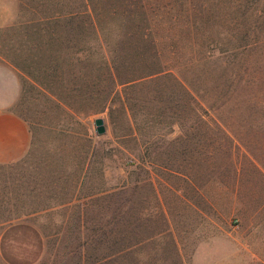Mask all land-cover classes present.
Masks as SVG:
<instances>
[{
	"label": "rangeland",
	"instance_id": "rangeland-1",
	"mask_svg": "<svg viewBox=\"0 0 264 264\" xmlns=\"http://www.w3.org/2000/svg\"><path fill=\"white\" fill-rule=\"evenodd\" d=\"M129 1L150 10L157 28L156 38L164 48L163 60L178 67L187 62L190 52L185 47L186 34H191L186 25L198 19L199 11L202 16L209 11L207 18L212 20L210 23L214 21V38H243L249 25L248 38H254L256 24H261L262 32L258 35L264 38V0ZM0 2L3 5L0 52H3V39L11 35L3 29L18 21L20 4L19 0ZM23 2L30 3L31 0ZM176 8L180 23L169 31L171 17L165 12L161 15L156 12L171 9L170 13H175ZM246 9L245 16L223 19L227 10L243 12ZM25 16L31 15L26 12ZM230 20L241 27L232 31L223 25ZM172 35L179 38L176 55L169 49ZM52 46H43L42 51H38L40 62L47 64L52 49L63 50L61 46ZM63 54L64 51L58 53ZM11 66L23 82L20 72ZM61 68L59 76L62 80L55 84L58 90L55 96L31 86L24 97L21 92L14 109L29 126L31 144L21 160L0 166V221L6 224L5 220L28 214V217L13 220L19 226L29 228L25 230L26 243L38 238L42 242L38 247L28 248L34 253L32 260L36 255L38 258L33 264H264V255L260 256L262 260L255 255L256 251L264 253V250L251 249L242 242L239 205L229 199L233 189L238 187L235 184L238 174H242L243 184L247 179L252 189L255 180H259V171L248 164L256 158L264 166V146L256 148L251 144L264 140V120L226 118L222 121L213 113L209 116L181 115V99L171 97L159 104L169 110L165 115L155 117L151 114L145 118V127L138 139L134 136L121 139L117 133L121 132L118 126L121 129L124 126V117L120 115L118 105L112 117L108 109L89 118H85L84 111L75 115L64 111L60 105L63 102L79 108L80 104H91V100L85 90L76 93L65 90L70 85L82 87V82H68L69 67L63 64ZM184 75L187 76L185 71ZM108 97L107 92L100 93L94 106L102 108ZM154 105L156 103L147 104L149 108ZM100 117L105 120L107 129L103 135L97 133L95 125V120ZM224 126L229 128L230 136ZM87 132L100 148L103 161L96 162L92 168L80 169L76 163L85 157ZM238 142H250V152L241 147L233 150V146H239ZM193 164L199 168L196 172H204L199 180L203 186L200 198H196L194 188L175 173L190 174ZM207 164L215 166L214 176L212 170L206 169ZM62 169L72 181L86 173L82 179V192L101 190L100 194L90 200H87L89 197L82 198L75 205V202L70 203L64 210L47 209L52 204L49 198L61 183L57 178ZM77 170L79 175L75 174ZM207 171L217 185L210 181ZM68 179L61 184L68 186ZM223 187L226 190H222ZM179 188H183L186 198L178 192ZM126 202L127 210H120V205ZM119 211L122 213L116 215ZM123 232L125 238L121 237ZM117 240L121 246L131 242L135 249L129 256L104 260L105 253L116 249ZM9 254L16 257L13 251Z\"/></svg>",
	"mask_w": 264,
	"mask_h": 264
},
{
	"label": "trees",
	"instance_id": "trees-1",
	"mask_svg": "<svg viewBox=\"0 0 264 264\" xmlns=\"http://www.w3.org/2000/svg\"><path fill=\"white\" fill-rule=\"evenodd\" d=\"M19 4L18 21L3 29L11 35L3 39L0 56L20 72L23 97L28 86L51 96L58 94L55 84L62 80L59 71L66 64L68 82L81 81L82 87L70 85L65 90L73 93L85 90L91 104L75 108L63 102L60 105L64 111L69 115L84 111L85 118H89L108 109L112 117L118 105L124 117V126L122 129L118 126L121 132L117 133L121 139L132 136L138 139L145 127V118L151 114L165 115L169 110L159 104L171 97L181 99V115L213 113L222 121L226 118L264 120V38L258 35L262 32L261 24L255 25L254 38H248L250 25L245 28L243 38H214V21L210 23L212 20L207 18L209 11L204 16L199 11L198 19L186 25L191 34H186L185 47L190 52L185 66L178 67L163 60L164 48L156 38V24L145 5L135 6L129 0H31L30 3L19 0ZM170 11L156 12L159 15L165 12L171 17L169 31L180 23L177 8L175 13ZM247 11L227 10L223 19L245 16ZM24 12L31 16L26 18ZM223 25L232 31L241 27L232 20ZM177 41L176 35L170 37L169 49L174 55L179 51ZM50 45L63 47L64 54L58 55L61 50L52 49L44 64L38 51ZM103 92L109 97L98 109L94 106L95 100ZM149 103L156 105L149 108ZM85 140V157L76 163L80 169L92 168L96 162L103 161L100 148L89 132ZM252 143L264 146V140ZM251 144L244 145L250 149ZM60 172L57 182L65 183L69 178L66 170ZM78 173L79 170L75 174ZM83 176L73 181L68 179V186L60 183L49 198L52 204L47 209L64 210L70 203L75 205L82 198L90 200L100 194L101 190L82 192ZM126 204L122 203L120 210L126 211ZM22 216L28 217V214H19L4 223L12 224ZM121 237L125 238L126 234L123 232ZM114 245L116 249L105 253L104 260L129 256L135 249L131 242L121 246L117 240Z\"/></svg>",
	"mask_w": 264,
	"mask_h": 264
},
{
	"label": "crops",
	"instance_id": "crops-1",
	"mask_svg": "<svg viewBox=\"0 0 264 264\" xmlns=\"http://www.w3.org/2000/svg\"><path fill=\"white\" fill-rule=\"evenodd\" d=\"M2 26L3 5L0 2V27ZM20 95L21 82L19 76L11 65L3 63L2 58L0 62V166L21 160L27 154L31 144V132L29 126L25 119L14 109ZM223 129L228 135L230 134V130L226 128V126H224ZM238 143L239 146H233V150L237 147H241L243 150L250 152L251 149L243 145L242 142ZM213 151H215L214 148L211 152L213 153ZM248 165L252 169L259 171L257 173L259 180H255V188L252 189L251 185L247 184V179H245L244 185L242 174L240 173L238 174L236 178L237 182L235 183L238 187L233 189L234 192L229 196V199L239 205L238 213L241 219L240 234L242 242L251 249L264 250V166L254 158ZM191 169L190 174L178 171L175 173L186 180L187 183L192 186V189L194 188L196 191L195 197L200 198L198 196L202 194L201 190L203 189V186L200 185L199 180L203 177L204 172H196L195 170H199L196 164H193ZM206 169L212 170L213 172L215 166L207 164ZM207 175L209 176L210 181L215 185L217 181L212 179L209 171H207ZM212 175L214 176L215 172H213ZM183 188H179L178 192L181 193L183 198H186L187 195H184ZM238 188L239 191H236ZM223 189L226 190V187H223L222 190ZM252 192L253 195H251ZM193 206H196L195 203H193ZM16 223V221H13L12 224H3L2 220L0 221V263L3 261V264H33L38 258H36V255L32 260V255L34 256V253L30 252L28 248H31L32 246L38 247L42 242L38 238L35 241L30 240L26 243L24 237L27 240L28 236L25 230L29 228L19 226V224ZM3 225L6 226L3 227ZM214 227L217 228V226ZM6 250H8V253ZM12 251L16 257H10L9 253ZM255 255L257 259L262 260L260 256H263L264 253L258 250Z\"/></svg>",
	"mask_w": 264,
	"mask_h": 264
},
{
	"label": "water",
	"instance_id": "water-1",
	"mask_svg": "<svg viewBox=\"0 0 264 264\" xmlns=\"http://www.w3.org/2000/svg\"><path fill=\"white\" fill-rule=\"evenodd\" d=\"M95 125L98 134L103 135L106 133L107 129L105 125V120L103 118H97L95 120Z\"/></svg>",
	"mask_w": 264,
	"mask_h": 264
}]
</instances>
